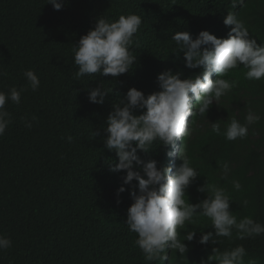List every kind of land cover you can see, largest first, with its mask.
<instances>
[{"label":"trees","instance_id":"16d2710c","mask_svg":"<svg viewBox=\"0 0 264 264\" xmlns=\"http://www.w3.org/2000/svg\"><path fill=\"white\" fill-rule=\"evenodd\" d=\"M228 13L245 23L250 38L264 41V0H65L59 11L48 0H0V92L13 87L21 92L19 104L9 100L5 105L11 122L0 136V236L12 242L0 249V264H201L214 247L223 252L240 245L247 253L244 264H264V234L240 240L234 232L231 239L216 237L215 245L197 243L201 231H214L206 217L178 229L181 240L196 231L194 241H184L189 248L184 256L169 249L165 262L148 261L135 244L138 235L126 224L138 181L118 194L126 171H110L119 161L104 144L113 105L130 88L148 96L161 90L157 77L166 70L181 73V79L202 73L185 66L172 36L188 31L195 39L207 30L228 38L230 27L223 23ZM129 14L142 18L130 49L137 57L132 69L117 78H77L73 49L80 38L100 17L111 23ZM27 70L40 80L35 91L24 76ZM246 71L241 65L223 77L236 86L213 103L207 116L189 121L192 135L184 145L200 176L187 194L193 204L205 199L207 193L197 188L207 180L226 190L238 220L248 216L264 225V79L248 80ZM101 84L110 91L105 103H90L89 92ZM250 110L260 120L249 126L246 138L228 141L212 132L211 123L219 121L224 131L233 117L246 123ZM160 144L157 140L149 152L138 154L145 162L171 167L178 157L177 140L174 147ZM225 162L226 179L220 167ZM134 170L143 174L142 167ZM233 180L241 184L239 191Z\"/></svg>","mask_w":264,"mask_h":264},{"label":"clouds","instance_id":"9594fccd","mask_svg":"<svg viewBox=\"0 0 264 264\" xmlns=\"http://www.w3.org/2000/svg\"><path fill=\"white\" fill-rule=\"evenodd\" d=\"M240 2L242 4L243 0ZM48 3L59 11L64 7L65 0H48ZM223 23L230 27L228 38H218L207 30L201 31L195 39L188 31H179L172 36L179 49L176 53H184L185 66L189 69L202 68V73L181 79V73L166 70L157 77L160 91L145 96L141 90L130 88L126 96L113 105L107 119L104 144L116 153L119 161L111 165L110 171H126L118 194L126 191L124 185L138 181V193L134 188L130 194L133 203L128 209L126 224L131 232L138 235L135 244L148 261L165 262L169 249L173 254L178 251L184 256L189 250L184 241H194L196 231H187L186 237L181 240L178 229L185 228L186 224L195 225L200 217L208 218L214 229L201 231L197 241L201 245H208L209 242L217 244L216 237L231 239L234 232L240 240L264 234V225L251 217L237 219L230 210L232 200L224 188L209 185L206 180L197 191L207 193V197L195 204L189 202L187 194V189L200 176L199 170L191 166L184 145L185 138L192 135L191 117L193 123L195 117L207 116L213 103L236 86L235 81L223 78L231 70L243 65L247 70L246 79H264V41L258 44L256 39L250 38L245 23L232 13H228ZM141 24L142 18L136 14L121 15L111 23L100 17L94 28L82 36L73 49L74 64L78 66L76 77L99 74L117 78L129 72L137 60L130 49ZM213 74L218 77L215 81L211 78ZM24 76L33 91L39 88L40 80L33 70H27ZM109 93L101 84L89 92V102L103 105ZM9 100L19 104L21 92L15 87L7 94L0 92V136L4 135L11 122L5 110ZM137 110H142V114L136 115ZM245 120L246 123L241 124L238 119L231 118L224 131L219 121L211 123V130L228 141L244 139L249 126L258 122L260 117L250 110ZM31 126L27 124V127ZM93 135L97 137L101 133L93 131ZM67 139L71 143L73 137ZM157 140L164 147H174L177 140L178 157H175L171 167H158L156 160L145 162L138 154L139 151L149 152ZM171 155L173 153L170 152ZM179 159L182 163L178 166ZM141 167L143 174L134 170ZM220 167L226 179L229 165L225 162ZM232 185L236 191L242 187L237 180H233ZM248 203L244 200L242 206L247 207ZM11 244L10 239L0 236V249H7ZM212 251L213 255L201 264H211L212 261L216 264H244L247 254L242 245L223 252L214 247Z\"/></svg>","mask_w":264,"mask_h":264}]
</instances>
